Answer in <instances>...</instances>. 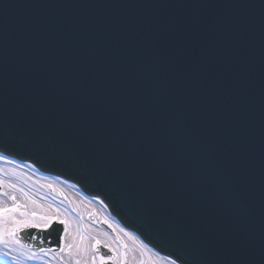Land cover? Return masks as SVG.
<instances>
[{
    "label": "water",
    "instance_id": "95a60500",
    "mask_svg": "<svg viewBox=\"0 0 264 264\" xmlns=\"http://www.w3.org/2000/svg\"><path fill=\"white\" fill-rule=\"evenodd\" d=\"M0 150L184 264H264V0H0Z\"/></svg>",
    "mask_w": 264,
    "mask_h": 264
},
{
    "label": "bare ground",
    "instance_id": "6f19581e",
    "mask_svg": "<svg viewBox=\"0 0 264 264\" xmlns=\"http://www.w3.org/2000/svg\"><path fill=\"white\" fill-rule=\"evenodd\" d=\"M0 181V204L10 206L12 201L9 197L14 195L19 203L27 205L29 211L57 214L61 218L66 216L72 223L68 234L63 235V245H79L71 252L67 249L63 252L44 249L41 252L20 237L21 243L28 247L20 249L18 245L8 246L5 251L13 248L19 250L12 251L10 256L0 254V264H15L17 257L19 264H76L77 260L80 264H92V257L96 255L92 245L97 239L102 241V245L107 243L115 249L116 264H123V253H127V264H169L174 259L153 250L121 226L101 198L84 193L76 183L41 170L29 160L0 151ZM4 193L7 195H2ZM56 209H59V213L55 212ZM81 236L84 237L83 242Z\"/></svg>",
    "mask_w": 264,
    "mask_h": 264
},
{
    "label": "snow or ice",
    "instance_id": "6c2138e0",
    "mask_svg": "<svg viewBox=\"0 0 264 264\" xmlns=\"http://www.w3.org/2000/svg\"><path fill=\"white\" fill-rule=\"evenodd\" d=\"M0 184H2V181H0ZM2 195L7 194L4 193ZM9 199L12 201L10 206L0 204V245L4 246L0 247V254L10 256L12 251L19 250L13 248L10 251H5V248H7L8 246L18 245L20 249H25L28 247L27 245L21 243L19 234L22 229L35 228L40 231H45L52 227L54 224H59L63 226V233L65 235L68 234L72 221L66 216L64 218H61V215L57 214L45 215L36 211H29L27 205L21 204L17 201L16 196L13 195L9 197ZM55 212L59 213V209H56ZM104 222L108 223L107 221ZM80 240L81 242H83L84 237L81 236ZM101 243L102 241L97 239L92 245L96 253V255L92 257V264H97V257L99 264H107V261L115 262L117 253L115 249L111 248L110 244L105 243L104 247L108 248L109 251L112 252V255L99 254V246L101 245ZM74 247L79 248V245L75 243L63 245L60 248V251L63 252L65 251V249H67L69 252H71ZM124 247L126 248L127 246L124 245ZM40 251L43 252L44 249H40ZM122 262L123 264H127V253L122 254ZM15 264H19L18 257L15 260ZM76 264H80V261L77 260ZM141 264H143V262H141ZM169 264H184V260L181 258V253L179 251L176 258L171 259Z\"/></svg>",
    "mask_w": 264,
    "mask_h": 264
},
{
    "label": "rangeland",
    "instance_id": "374dc122",
    "mask_svg": "<svg viewBox=\"0 0 264 264\" xmlns=\"http://www.w3.org/2000/svg\"><path fill=\"white\" fill-rule=\"evenodd\" d=\"M101 255V254H100ZM114 263V261H112Z\"/></svg>",
    "mask_w": 264,
    "mask_h": 264
}]
</instances>
